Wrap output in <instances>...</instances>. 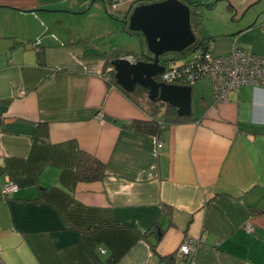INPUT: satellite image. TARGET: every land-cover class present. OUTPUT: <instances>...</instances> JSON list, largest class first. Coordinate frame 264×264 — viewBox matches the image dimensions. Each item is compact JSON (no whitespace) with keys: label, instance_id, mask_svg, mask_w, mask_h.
Instances as JSON below:
<instances>
[{"label":"crops","instance_id":"1","mask_svg":"<svg viewBox=\"0 0 264 264\" xmlns=\"http://www.w3.org/2000/svg\"><path fill=\"white\" fill-rule=\"evenodd\" d=\"M184 2L207 17L213 55L264 56V0ZM131 6L116 19L111 0H0V191L18 186L0 197V264H264V89L217 104L206 91L160 136L129 127L147 113L107 81L113 51L77 23L111 33ZM82 154L104 164L101 181L77 180Z\"/></svg>","mask_w":264,"mask_h":264},{"label":"water","instance_id":"2","mask_svg":"<svg viewBox=\"0 0 264 264\" xmlns=\"http://www.w3.org/2000/svg\"><path fill=\"white\" fill-rule=\"evenodd\" d=\"M111 3L112 9H117L113 8L115 2L111 0ZM131 4L124 25L128 32L144 39L146 48L135 62L123 57L110 62L116 85L127 93L142 88L147 91L150 102L158 101L174 108L179 118L190 117L192 86L166 85L157 78L167 67V62L162 60L167 54H181L196 42L191 26V4L180 0Z\"/></svg>","mask_w":264,"mask_h":264},{"label":"built area","instance_id":"3","mask_svg":"<svg viewBox=\"0 0 264 264\" xmlns=\"http://www.w3.org/2000/svg\"><path fill=\"white\" fill-rule=\"evenodd\" d=\"M112 1L115 2L113 8H116L122 3H132L135 0ZM186 56L187 61L184 64L172 63L167 66L157 81L166 85L190 86L199 79H208L211 83L212 98L215 104L227 101L230 93L238 92L242 87L264 89V56L251 54L238 47H233L225 56H215L211 42H206L205 48H196ZM126 59L131 62L136 60L132 56ZM105 78L109 80L108 76ZM17 90L18 95L24 94L21 88ZM96 120L103 122V114L98 113ZM160 147H162V142H158V148ZM17 191L18 186L7 179L1 187L0 197L7 199ZM252 229L250 223L244 226L247 233H250ZM194 250L195 241L191 237H185L178 247L177 256L189 258ZM99 251L100 254L106 252L104 248H100Z\"/></svg>","mask_w":264,"mask_h":264},{"label":"trees","instance_id":"4","mask_svg":"<svg viewBox=\"0 0 264 264\" xmlns=\"http://www.w3.org/2000/svg\"><path fill=\"white\" fill-rule=\"evenodd\" d=\"M180 1L184 2V0H180ZM199 8L200 6L197 4L191 5L190 7L191 24H192L193 19L198 21L197 19L201 17L200 12L197 11ZM112 11L118 12V8L112 9L111 7V13ZM111 15L112 17L116 19H121V18H118L114 14H111ZM123 30L124 31L126 30L124 26H123ZM192 32L194 33L193 29H192ZM127 33L129 32L127 31ZM195 36H196V42L189 49H187L181 54H173V55L178 56V57L186 56L190 52L195 50L196 48H205L206 42H211V40L206 39L204 37L198 38L197 35ZM37 53H38V59L41 60V55H40L41 51H37ZM128 55L130 54L127 52L125 54L118 53V52H112L108 54V56L106 57V65L110 66L111 61L118 59L120 57L128 56ZM140 57L141 56L136 57V58L138 59ZM108 73L110 74V76L108 77L109 78L108 82L113 84V86L119 89L127 98L132 100L134 103L139 104V105L141 104L142 107L145 109V112L147 113L148 120L134 121L131 124H129V127L133 128L134 130L145 132L153 136H160L169 126L173 124L184 123L190 120V117L179 118L174 108H171L165 104H162L161 102H158V101L150 102L147 98V91L142 88H137L133 93H127L123 91L115 83L114 72L110 71ZM142 99H144V103L141 102ZM104 176H105V166L102 162H100L95 157L89 154L81 155V158L79 160V163L76 169V178L79 182H82V183L99 182L104 178ZM162 263L173 264V258L171 257L164 258L162 260Z\"/></svg>","mask_w":264,"mask_h":264},{"label":"rangeland","instance_id":"5","mask_svg":"<svg viewBox=\"0 0 264 264\" xmlns=\"http://www.w3.org/2000/svg\"><path fill=\"white\" fill-rule=\"evenodd\" d=\"M126 3L128 2H125L122 5H126ZM109 10L111 12L110 7ZM111 14H114L118 18H121V16H119L117 12L112 11ZM197 20L198 21L193 19L191 24L192 29L198 38H202L204 37V23L207 20V17L204 15V13H201V17ZM77 25L79 35L90 37V40L87 41L93 42V44H96L98 47H101L103 51L109 50L123 54L127 52L130 55H135L136 57L141 56V52L145 51L146 45L144 39L136 33H127V25H124V21H121V24H117V26L115 25L114 28H112L111 33H107L105 31H94L91 28V25L88 24L87 19H81V21H79ZM123 26L126 28L125 31L123 30ZM174 57L176 56H174L173 54H167L162 60L164 62H167L166 66H169V59H174ZM206 91H209L210 95H212V87L209 80L205 78L197 80L196 87H194L193 90L191 103V107L193 108L194 112L198 109V105L201 103L203 95H206L207 93ZM141 102L144 103V99H142Z\"/></svg>","mask_w":264,"mask_h":264},{"label":"flooded vegetation","instance_id":"6","mask_svg":"<svg viewBox=\"0 0 264 264\" xmlns=\"http://www.w3.org/2000/svg\"><path fill=\"white\" fill-rule=\"evenodd\" d=\"M191 26H192V25H191ZM130 56H132V57L136 58V57H135V55H128V56H124L123 58H125V59H126L127 57H130Z\"/></svg>","mask_w":264,"mask_h":264},{"label":"bare ground","instance_id":"7","mask_svg":"<svg viewBox=\"0 0 264 264\" xmlns=\"http://www.w3.org/2000/svg\"><path fill=\"white\" fill-rule=\"evenodd\" d=\"M169 62H170V60H169ZM191 86V85H190Z\"/></svg>","mask_w":264,"mask_h":264}]
</instances>
